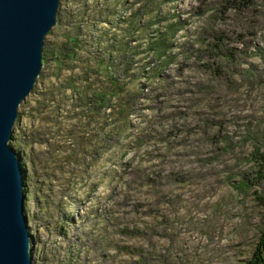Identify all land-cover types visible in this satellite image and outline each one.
<instances>
[{"label":"rangeland","instance_id":"374dc122","mask_svg":"<svg viewBox=\"0 0 264 264\" xmlns=\"http://www.w3.org/2000/svg\"><path fill=\"white\" fill-rule=\"evenodd\" d=\"M67 36L73 70L43 62L9 141L30 158L31 264H247L264 230V0H60L43 54L73 50ZM93 61L116 79L87 77L110 108L78 123L66 93L33 124L39 92Z\"/></svg>","mask_w":264,"mask_h":264},{"label":"water","instance_id":"95a60500","mask_svg":"<svg viewBox=\"0 0 264 264\" xmlns=\"http://www.w3.org/2000/svg\"><path fill=\"white\" fill-rule=\"evenodd\" d=\"M60 0H0V264H31L19 158L9 146L18 108L43 66Z\"/></svg>","mask_w":264,"mask_h":264},{"label":"trees","instance_id":"16d2710c","mask_svg":"<svg viewBox=\"0 0 264 264\" xmlns=\"http://www.w3.org/2000/svg\"><path fill=\"white\" fill-rule=\"evenodd\" d=\"M244 1L249 3L250 0H244ZM66 44L73 45L74 46L73 50L71 51L60 50V52L58 51L53 52L52 50L46 48L44 54L42 55L43 62L49 60V58L52 59L54 63L55 73H60L62 69H69V71H72L73 68L70 66L71 64L69 63L71 60L76 59L78 52L81 50L77 38L75 37L67 36ZM75 50L77 51V53L75 52ZM92 63H94L93 64L94 66H89L87 62L81 65L80 70L78 71V73L80 74L79 79H72V80L65 79L63 82H58V79L54 78L53 83H49L47 88H43V90L39 92L38 98L35 103L36 106H39L38 108L39 110L36 113L35 116L36 119L35 121H33V124L35 122L41 123L42 118H40V114L42 110L46 109L47 107L52 109V113H56L57 108L59 107L58 99L62 98L63 96H66V93L70 95V97L74 100L75 104L83 105L82 112H79L77 114V117L74 116L78 123H80L81 121L88 120V118L91 119L92 114H96L97 116H99L105 108L107 109L110 108L108 104L111 102V98H114V95H111L109 93V88L106 89L102 88L98 90L93 89L92 85L89 84L87 77L91 70H93L94 72L101 70L102 74L105 76L104 78L110 81L113 92L114 89L115 92L117 91L116 81H115L116 79L114 78V75L110 73L109 69L103 66V61H93ZM34 91L35 88H33L30 95L33 94ZM56 93H58V95H60L61 97L58 96L55 98L56 100H54V95ZM84 114L85 116H88V114H90V116H88L87 119H83L85 117ZM24 144L25 142L21 138V141L19 140V146L20 147L24 146ZM17 156L19 158L20 167H21L24 200H26L28 180L30 178V175H28L26 167L30 165V158L24 157L23 154L21 155L18 154ZM31 245L32 242L30 240V246H29L30 250H31ZM247 264H264V230L261 232L255 251L252 257L250 258V260L247 262Z\"/></svg>","mask_w":264,"mask_h":264}]
</instances>
